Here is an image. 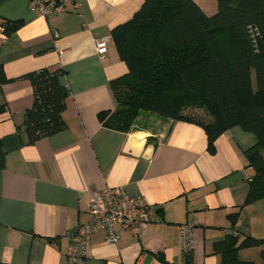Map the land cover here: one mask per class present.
I'll return each instance as SVG.
<instances>
[{"label": "crops", "instance_id": "crops-1", "mask_svg": "<svg viewBox=\"0 0 264 264\" xmlns=\"http://www.w3.org/2000/svg\"><path fill=\"white\" fill-rule=\"evenodd\" d=\"M77 1L76 10L45 19L30 12L28 0H0V22L22 23L10 36L0 26V66L10 80L0 82V264H68L67 236L89 223L90 195L106 188L144 198L162 222L138 238L123 233L117 245L96 233L73 264H184L178 227L187 224L194 227L193 264H221L212 247L236 213L244 236L263 239L264 199L244 206L254 172L243 151L254 145L252 135L232 128L210 154L204 130L190 123L142 114L139 130L128 133L100 123L98 114L116 107L110 82L128 69L114 43L101 60L96 40L128 22L144 0ZM193 1L207 16L217 12V0ZM41 69L65 72L67 129L29 144L19 128L34 95L21 77ZM259 253L246 249L239 258L264 264Z\"/></svg>", "mask_w": 264, "mask_h": 264}, {"label": "trees", "instance_id": "trees-1", "mask_svg": "<svg viewBox=\"0 0 264 264\" xmlns=\"http://www.w3.org/2000/svg\"><path fill=\"white\" fill-rule=\"evenodd\" d=\"M21 25L0 22L5 36ZM111 37L128 73L110 82L116 107L100 112V123L123 133L139 130L142 114L190 123L204 130L210 154L221 135L238 127L255 139L243 151L254 172L244 206L264 199V0H217L213 16L193 0H144ZM64 74L41 69L21 77L31 83L34 95L19 128L29 144L67 129ZM8 81L0 66V82ZM5 165L0 140V172ZM228 217L232 229L239 213ZM252 248L260 249L264 263V238L242 232L226 234L213 244L212 253L221 264H255L239 258L240 251ZM184 264H193L192 252L185 253Z\"/></svg>", "mask_w": 264, "mask_h": 264}, {"label": "built area", "instance_id": "built-area-1", "mask_svg": "<svg viewBox=\"0 0 264 264\" xmlns=\"http://www.w3.org/2000/svg\"><path fill=\"white\" fill-rule=\"evenodd\" d=\"M29 10L36 16L49 19L70 13L79 7L77 0H28ZM54 37H58L55 33ZM113 44L111 36L96 40V53L105 59L107 48ZM90 221L69 232L66 250L68 264H73L86 255L91 237L102 233L104 242L117 245L123 233L138 238L153 222L161 223L158 207L149 204L140 196L131 197L122 188H106L93 192L88 202ZM184 253H193L194 227L191 224L178 227ZM239 226L234 225L226 234L239 236Z\"/></svg>", "mask_w": 264, "mask_h": 264}]
</instances>
